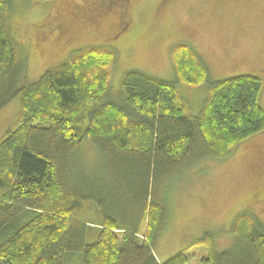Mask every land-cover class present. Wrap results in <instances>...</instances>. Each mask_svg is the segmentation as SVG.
<instances>
[{"label":"trees","instance_id":"16d2710c","mask_svg":"<svg viewBox=\"0 0 264 264\" xmlns=\"http://www.w3.org/2000/svg\"><path fill=\"white\" fill-rule=\"evenodd\" d=\"M12 7L0 0V110L18 101L16 126L0 140V264H66L73 252L81 264H185L186 249L162 262L153 250L168 220L167 193L202 158L224 159L264 130L261 79L209 80L204 61L179 43L174 80L128 70L118 97L110 46L77 50L27 83L25 34L8 23ZM182 80L208 84L197 114L176 89ZM87 144L102 164L90 175L80 165ZM232 225L227 249L208 231L198 238L207 248L201 264H264V223L239 213Z\"/></svg>","mask_w":264,"mask_h":264},{"label":"rangeland","instance_id":"374dc122","mask_svg":"<svg viewBox=\"0 0 264 264\" xmlns=\"http://www.w3.org/2000/svg\"><path fill=\"white\" fill-rule=\"evenodd\" d=\"M11 1L8 23L13 31L25 34L21 45L29 59L27 83L69 60L77 50L110 46L109 86L118 97L128 70L174 80L173 50L185 43L206 64L209 80L258 76L257 101L264 109V0ZM121 5L126 7L127 24ZM42 26H46L45 40L40 38ZM175 83L190 112L199 113L208 84ZM17 108L15 98L0 110V140L16 126ZM81 160L87 175L101 169L100 156L91 144L83 148ZM171 186L168 220L153 250L162 262L186 249L185 264H201L207 248L195 242L205 231L215 238L217 248L227 249L236 240L232 224L239 213L253 214L264 223V130L237 143L224 159L202 158ZM82 215L94 221V210L86 208ZM67 259L66 264H81L82 255L73 252Z\"/></svg>","mask_w":264,"mask_h":264},{"label":"flooded vegetation","instance_id":"af4514ba","mask_svg":"<svg viewBox=\"0 0 264 264\" xmlns=\"http://www.w3.org/2000/svg\"><path fill=\"white\" fill-rule=\"evenodd\" d=\"M108 1H109V3H115V4L119 2V0H108ZM126 2H127V0H126ZM120 7H121V17L123 18V21H125L124 24H127L129 19L126 16V7H125V5H121ZM98 9L101 10L100 8H98ZM121 21L122 20L120 18L118 22H121ZM42 27H43V29H41V35H40L41 37L40 36L39 37L42 38V40H45V37L47 35L46 26H42Z\"/></svg>","mask_w":264,"mask_h":264}]
</instances>
